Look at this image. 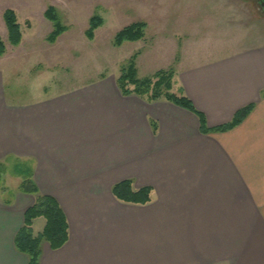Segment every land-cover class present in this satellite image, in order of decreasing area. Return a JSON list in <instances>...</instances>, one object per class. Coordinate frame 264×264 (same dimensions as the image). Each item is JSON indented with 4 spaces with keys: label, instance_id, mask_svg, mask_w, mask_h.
<instances>
[{
    "label": "crops",
    "instance_id": "1",
    "mask_svg": "<svg viewBox=\"0 0 264 264\" xmlns=\"http://www.w3.org/2000/svg\"><path fill=\"white\" fill-rule=\"evenodd\" d=\"M176 64L172 91L204 130L164 98L124 95L115 75L15 102L0 70V161L30 162L68 223V241L44 242L39 264H264V42ZM125 180L150 201L118 200ZM34 202L18 188L0 198V264H28L14 238Z\"/></svg>",
    "mask_w": 264,
    "mask_h": 264
},
{
    "label": "rangeland",
    "instance_id": "2",
    "mask_svg": "<svg viewBox=\"0 0 264 264\" xmlns=\"http://www.w3.org/2000/svg\"><path fill=\"white\" fill-rule=\"evenodd\" d=\"M249 0H0V37L6 52L0 57L4 93L24 102L45 93L107 76L119 75L136 55L138 78L174 69L181 56L205 58L241 46L264 42V18ZM53 7L65 31L48 41L53 22L44 15ZM12 9L21 26L17 46L8 42L3 12ZM103 19L87 35L89 19ZM145 22V36L114 46L122 28ZM176 58V59H175ZM31 170V163L23 164ZM20 178L0 176V198L10 200Z\"/></svg>",
    "mask_w": 264,
    "mask_h": 264
},
{
    "label": "trees",
    "instance_id": "3",
    "mask_svg": "<svg viewBox=\"0 0 264 264\" xmlns=\"http://www.w3.org/2000/svg\"><path fill=\"white\" fill-rule=\"evenodd\" d=\"M53 7H48L44 13L45 17L53 22L54 29L48 36V41L54 43L57 38L65 31L55 13ZM3 20L8 33V42L12 46H17L21 42L22 31L17 20L16 13L8 8L3 12ZM103 19L94 14L89 19V29L87 35L93 36V31L101 26ZM147 24L145 22L132 23L121 30L114 36V46H121L124 42H137L144 38ZM6 52V46L0 37V57ZM136 55H133L129 61L120 67L119 75L116 78L118 86L124 95H137L149 100L164 98L182 108L188 109L200 117L202 130H204L203 118L194 109L191 101L181 92L176 94L172 91L174 70H159L150 77L138 78L135 66ZM252 105L239 110L233 117L232 121L216 130L225 131L238 125L246 115L251 111ZM28 161L7 158L0 161V176L11 173L13 176L20 178L18 190L23 193L32 194L35 197L34 204L24 213L23 226L18 230L14 238V245L18 252L28 257V264H39L42 252V244L47 242L53 250L61 248L69 238L68 223L66 217L58 202L48 195L39 193L38 188L33 180L32 164L31 170L23 164ZM114 196L123 202L133 204H146L150 201V188L134 190L131 180L122 181L113 186ZM37 218H43L45 221L41 232L35 234L32 229L33 221Z\"/></svg>",
    "mask_w": 264,
    "mask_h": 264
},
{
    "label": "flooded vegetation",
    "instance_id": "4",
    "mask_svg": "<svg viewBox=\"0 0 264 264\" xmlns=\"http://www.w3.org/2000/svg\"><path fill=\"white\" fill-rule=\"evenodd\" d=\"M247 2L259 11L261 18H264V0H249Z\"/></svg>",
    "mask_w": 264,
    "mask_h": 264
}]
</instances>
